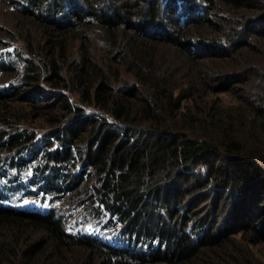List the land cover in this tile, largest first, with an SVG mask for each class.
<instances>
[{"label":"trees","instance_id":"1","mask_svg":"<svg viewBox=\"0 0 264 264\" xmlns=\"http://www.w3.org/2000/svg\"><path fill=\"white\" fill-rule=\"evenodd\" d=\"M0 3V183L63 204L0 205V264H258L264 0Z\"/></svg>","mask_w":264,"mask_h":264},{"label":"rangeland","instance_id":"2","mask_svg":"<svg viewBox=\"0 0 264 264\" xmlns=\"http://www.w3.org/2000/svg\"><path fill=\"white\" fill-rule=\"evenodd\" d=\"M6 5L1 4L0 3V22L5 20V12H4V7ZM20 66V63L19 65ZM7 84V83H5ZM4 83L0 82V87L3 86ZM232 85L235 86H239V85H235L233 83H228V87L229 88H233ZM231 92L233 93H229L227 91H223V92H217L214 93L216 95H218L223 101L226 102H239L238 101V93L235 92L234 89H231ZM30 98H34V94H29ZM212 97H216L213 94H210ZM28 98V93L27 92H22L20 94V96H18L17 100L19 102H22V100H26ZM225 103V102H224ZM227 104V103H226ZM18 109H20V105H18V103L14 104ZM3 127H5L4 124H2V122H0V131L3 129ZM27 158V156H26ZM25 158V159H26ZM32 159L29 160H25V162H31ZM0 170L2 172V174L0 175V180L2 179L3 175L11 176L13 173L9 172L8 169H6V167H3V163L0 164ZM22 179L25 181V176L22 177ZM27 188L33 189L32 186H26ZM260 190L256 193L255 196H259V198H262V196H264L261 193H264V184L262 183L260 186ZM23 189L20 191H16L15 188H13L12 185H5L4 183H0V194L3 193L5 195V197L3 199H1L0 195V203L5 204L7 206H14V207H20V208H31L34 210H45V209H53L58 213H63V204L59 201L47 198V197H43V196H32V197H25L24 193L25 190L27 189ZM11 193V195H10ZM10 195V199H7V196ZM65 200V198H62ZM257 199H255L256 201ZM252 201V196L250 197L249 200H243L242 198L240 199H235V202L233 204V207L231 209L230 212V224H234L235 226H238L239 224L242 223V221H244V217L250 216L254 213V208H255V204ZM21 203V205H18V203ZM15 204V205H14ZM28 205V206H26ZM40 207V208H39ZM42 209V210H41ZM220 219H223L222 217ZM3 228H6V231L10 234L14 233L16 231L15 228H12L10 226L4 225ZM79 228H94L97 229L98 227L96 226V222L95 221H89L86 222L85 224L81 225V226H76L73 228L74 229H79ZM27 229V230H26ZM26 229H21L20 231H22L23 233H25L27 236L29 235H35L36 232H33V230L31 228H26ZM70 250L71 255L75 258H83V262L85 261L87 263V261H91L93 259H95L96 255H99L97 252H94V248L90 247V248H82L79 246H71L68 247ZM251 248L253 249V253H254V257L257 261L258 264H264V242H260L256 245H252Z\"/></svg>","mask_w":264,"mask_h":264},{"label":"clouds","instance_id":"3","mask_svg":"<svg viewBox=\"0 0 264 264\" xmlns=\"http://www.w3.org/2000/svg\"><path fill=\"white\" fill-rule=\"evenodd\" d=\"M7 200V199H6ZM0 205H2L3 207H8L7 205H5V204H2V203H0ZM1 207V206H0Z\"/></svg>","mask_w":264,"mask_h":264}]
</instances>
